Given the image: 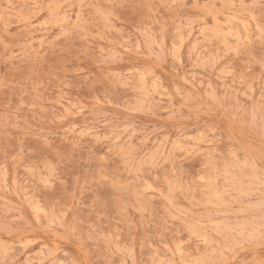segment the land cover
Returning <instances> with one entry per match:
<instances>
[{"label": "rangeland", "instance_id": "374dc122", "mask_svg": "<svg viewBox=\"0 0 264 264\" xmlns=\"http://www.w3.org/2000/svg\"><path fill=\"white\" fill-rule=\"evenodd\" d=\"M0 264H264V0H0Z\"/></svg>", "mask_w": 264, "mask_h": 264}]
</instances>
